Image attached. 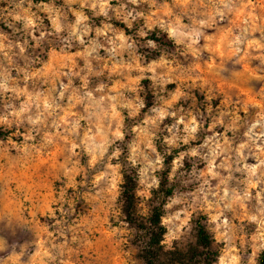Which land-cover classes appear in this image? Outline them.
<instances>
[{
    "label": "rangeland",
    "instance_id": "374dc122",
    "mask_svg": "<svg viewBox=\"0 0 264 264\" xmlns=\"http://www.w3.org/2000/svg\"><path fill=\"white\" fill-rule=\"evenodd\" d=\"M102 4L0 0V264H143L122 170L136 171L145 217L167 155L171 264L195 244L199 216L213 264H258L264 0Z\"/></svg>",
    "mask_w": 264,
    "mask_h": 264
},
{
    "label": "trees",
    "instance_id": "16d2710c",
    "mask_svg": "<svg viewBox=\"0 0 264 264\" xmlns=\"http://www.w3.org/2000/svg\"><path fill=\"white\" fill-rule=\"evenodd\" d=\"M148 38L156 42L161 40L154 33ZM4 135L5 131L0 129V138ZM171 158V155H167L164 159L165 169L160 173L159 184L154 190L149 214L145 217L140 215L136 209V171L131 165H125L122 170L119 194L121 211L124 221L134 228L138 255L143 264L173 263L172 259L167 258V253L163 249L162 240L165 227L161 222L164 202L173 192V186L168 183L167 177ZM217 256L218 249L207 230L205 217L199 216L195 221V244L175 262L177 264H213ZM258 264H264L263 253L259 256Z\"/></svg>",
    "mask_w": 264,
    "mask_h": 264
},
{
    "label": "clouds",
    "instance_id": "9594fccd",
    "mask_svg": "<svg viewBox=\"0 0 264 264\" xmlns=\"http://www.w3.org/2000/svg\"><path fill=\"white\" fill-rule=\"evenodd\" d=\"M131 2L133 4H136L137 3V0H131ZM106 4H107V0H103V4L101 5V11L102 12L104 11V7L106 6ZM93 6L95 7V5H93ZM29 23H31V22H29ZM148 44H149L150 47H154L155 46L153 41H149ZM165 115H167V113L161 112L160 115H159V118L160 119H163V117ZM32 123H35V121H32ZM185 131L188 133V136L189 137L194 138V135L193 134H195L197 132V126H196V123H195V120L194 119L192 121L191 126H186ZM167 142L169 144H172L174 141L173 140H168ZM184 142L187 143V138H185V141ZM193 154H195V153H193ZM158 183H159V181H154L153 182V184L156 185V186H158ZM150 187H151V185H150Z\"/></svg>",
    "mask_w": 264,
    "mask_h": 264
}]
</instances>
